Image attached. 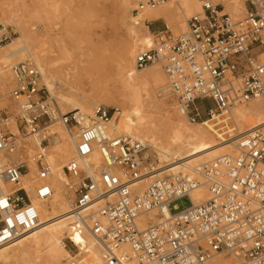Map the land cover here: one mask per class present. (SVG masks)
<instances>
[{
	"label": "built area",
	"instance_id": "1",
	"mask_svg": "<svg viewBox=\"0 0 264 264\" xmlns=\"http://www.w3.org/2000/svg\"><path fill=\"white\" fill-rule=\"evenodd\" d=\"M170 1L140 0L135 17ZM187 23L186 32L174 34L166 24L155 30L153 21L145 20L152 38L150 47L136 55L135 66L140 70L162 66L169 93L189 121L196 122L204 110L212 115L264 95V63L255 65L246 54L264 41V9L248 10L243 18L234 19L218 4L203 0L202 11ZM15 34L0 24V48ZM12 71L15 86L9 95L19 109L20 134L31 135L60 121L74 139L75 155L64 167L72 199L71 233L95 236L102 248L100 264H207L221 253L245 264H264V126L240 136L235 154L200 165L191 174L156 177L138 189V181L155 165L144 163L143 142L130 134L111 133L117 108L99 105L91 114L64 113L32 60L18 62ZM199 101L211 105L203 109ZM9 119L7 107L0 106L3 155L20 148L21 137L10 132ZM46 150L39 149L34 157L41 181L36 194L42 199L52 194ZM28 168L24 160L0 167V180L17 186L0 193V246L39 225V211L20 186ZM202 186L209 199L195 205L190 193ZM185 196L191 204L174 213L178 206L172 202ZM166 208L169 215L140 226L144 215ZM62 264L79 263L71 259Z\"/></svg>",
	"mask_w": 264,
	"mask_h": 264
},
{
	"label": "rangeland",
	"instance_id": "2",
	"mask_svg": "<svg viewBox=\"0 0 264 264\" xmlns=\"http://www.w3.org/2000/svg\"><path fill=\"white\" fill-rule=\"evenodd\" d=\"M139 1L140 0H135V3L131 6V8H129L128 10H123L119 5L120 0H0V24L12 28L13 31L16 33L14 38L19 36L20 29L23 28V26L27 27L30 33L32 34V38L29 40L28 43V47L31 50V53H27V52L17 53L14 56V58L11 60V62L5 67V69H3L2 71L0 70V95L2 96L0 101V106L7 107V111L9 112V118L10 120L13 119L11 125L9 126L10 130L14 133L15 136L19 137L20 135L21 137V140L19 142L20 148L10 154H7L8 157L6 161L7 162L12 161L14 163H17L19 161L24 160L29 167L25 173L28 174V172H30L31 177L33 176L32 181H34L35 187H38L41 181L38 180V176H37L38 169L36 168V170L33 171L30 168V166H31V159H33V157L36 156V153L38 152L39 149L38 147L33 148L34 143H30L28 148L27 149L25 148V150L22 148L24 144L28 145L29 140L32 139V136L30 135L23 136L22 134L19 133L16 127V124H19L20 122V119L18 118L19 109L17 107V104L13 100H11L9 95L10 91L15 86V78H14V73L12 71V67L18 62L23 60L30 59L35 64L38 63L40 65L41 68L40 70H42L44 73L43 75L44 84L47 90L52 94L59 109L60 110L62 109L61 110L62 112L66 113L72 110H76L75 108L71 107V105L66 106V103L63 100L68 99L70 101L73 100L75 101L77 99V96L74 95V92L70 91L69 84L78 87L79 84L81 83L84 84L86 92L88 93L89 96L91 95L90 98L92 97L91 100L94 102V105H91L89 109H83L82 112L83 111L91 112L96 106L99 105H103L108 108H117L118 112L121 113L119 122H117L118 119L117 117H115V123L117 124V127L119 126L118 128L119 129L121 128V130L123 131L131 132V134H133L134 136L150 144V146L145 151L149 152L148 161L151 162L154 161L155 163L154 162L153 163L156 167H160L161 164H164L165 162L162 161L160 163L159 159L157 158L159 152H156L154 150L155 148L152 147L154 146L152 145L153 143H150V141L144 139L143 135L135 133L134 131H132L131 128H129L128 123H132L131 116L129 115L130 106L128 104H124V105L121 104L124 103L125 91L120 81L121 73L119 70L120 68L119 60H120L121 51L123 50V48H128V45L134 46L135 49L134 57L131 58L130 60L132 71L135 76L143 75L147 71L152 69L159 70V73L161 75V80L159 81V83L154 85L149 92L144 91L143 93V99H144L143 104L145 105L143 114L152 115L154 117L169 116L168 118H171L175 121L180 119L181 116H184L185 117L184 121L187 125L194 127L199 131L200 130L204 131L202 128H199L200 127L199 125H203L206 131L211 134L210 137L214 141V143H218L220 145L232 146L233 144H235L233 139H235L237 135L240 136L233 122V119L230 116L221 115L217 117V119H210L209 118L210 115H208L207 111L204 110L201 112V117H199V119L196 122L189 121L187 116L181 113L180 110L177 108L174 99L170 95L168 89V80L160 64L150 65L147 68L141 70L136 68L134 58H136V55L141 50L150 47L149 40L152 38L151 33L153 31L152 30L151 32H148L145 26H143V22H144L143 20L146 18L145 12H143L142 15L141 14L139 15L138 19L140 20V24L136 25L134 23L133 17L136 15L135 8L137 7ZM191 1L196 2V0H191ZM200 1L203 4V0ZM210 1L213 4L217 3L219 6H221V8H224V11L230 14V16L234 19L243 18L248 10L261 11L264 9V0H241V2L247 8L245 11L235 14L232 13L233 11L231 12L232 10L231 7L234 5V0H210ZM179 2L181 1L172 0L163 5L164 6L168 5L174 10L176 9L179 10ZM196 10L197 9H194L193 10L194 13L193 12L192 13L196 14L195 12ZM199 11H201V8L199 9ZM192 13L179 10L176 13H170L168 16L156 14V20H160L163 22V24L169 25L170 26L169 29L174 34H180L188 30V28H186V22L192 16ZM12 15H14L17 22L21 24L20 26L19 25H17L18 27L15 26L17 22L12 21V19L9 18ZM150 21H154V20H150ZM153 27L156 26L154 25ZM44 29L47 31L52 30L54 36L57 37L60 40V42L63 43V45H65L63 53H60L58 51L55 43L53 45L48 42L45 45L44 44L40 45V43H38L36 34L39 31H41L40 37H47L44 36V31H43ZM142 39L145 40L147 39L148 44L142 43L140 44V46H137V44ZM89 41H93V43L95 44L93 51L92 50L85 51L86 48H84V46ZM50 50L53 51L50 52ZM263 51H264V41L259 42L258 44L248 48L246 54L254 64L258 65L264 63V56L262 54ZM89 53H93V56L95 58L94 61L95 63L92 66V69L89 70L91 71V74L90 75L87 73L81 74L80 68H81V64L83 63L82 60L84 59V55ZM29 57H32L33 59ZM41 58H43L47 64L55 68H63L66 70H70L69 79L65 78V76L62 77L61 74L55 72V77L53 78L52 84L50 85L47 84L48 81L46 76L47 72L45 70V67L43 66ZM91 81L95 83L97 88H99L98 89L99 92L94 93L91 91L92 89ZM263 97L264 95L258 98H254L250 101L243 102L241 103V105H249L255 100H259V99L262 100ZM199 104L202 106L203 109H207L211 105L208 101H199ZM215 112L218 113L219 111H215ZM10 120L8 121V123H10ZM61 123L55 121L53 125L55 129L59 130V134H60L59 140L53 143L51 137H49L48 134L44 135L46 136L45 137L46 141L44 142L43 146L47 147L46 156H48V159L51 162L49 163L51 165H53L54 162L53 161L54 158L53 156H55L54 147L57 145H63V143H65V137L68 135L66 127L64 126L63 123H62L63 125ZM120 124L122 125L120 126ZM114 131L115 133L112 132V134L114 133V135H118L120 134L119 132H121V131H116V129ZM247 131L248 130H245L242 134L246 133ZM229 138L231 139L230 143L226 142V140ZM69 147H71V145H69ZM30 153H32L31 158H29V155H31ZM228 153L233 154L234 147L231 148L230 151L228 149ZM74 155L75 152L69 155V157L61 156L60 158L56 157V159L58 162H61L60 165L63 168L64 164H66L68 160H71L74 157ZM49 156L51 158H49ZM208 158L210 157H205L201 159L200 164H202L203 162H209L213 160L211 158L210 159ZM28 176L30 177V175ZM155 176H163V174L162 173L155 174ZM65 179H66L65 183L63 184H65V191L68 194V190L66 186V183L68 181L67 176H65ZM50 180L51 179H49V182H51ZM148 183H146V186ZM6 186L9 192H12L17 188V186H15L12 183L10 184L7 183ZM136 188L140 189L138 185H136ZM33 193L34 196L37 198L35 193V188ZM207 193L209 194L208 190ZM22 195L25 198L29 197L31 199V195L26 191H23ZM190 204L191 201L189 197L185 196L182 198H178L172 202V205L178 206V210H173V212L176 213L177 211H181L187 208ZM98 206L95 207L94 209L96 210ZM156 212L159 211L156 210ZM70 223H69V227H70ZM70 233H71V229L69 228L63 232L62 235L63 244H61L60 246L62 257L59 261H57L56 259V263L62 262L63 260L74 259L79 264H85L86 254H84L85 253L84 251L81 250L79 251L78 248L79 245L76 246V244L72 241L69 235ZM93 239L95 240V238ZM95 242L97 241L95 240ZM100 250H102V248ZM218 255H221L225 259H229L233 261L235 264H244L242 261H240L239 259L235 258L230 254L221 253V254H216L214 257H217ZM71 256H74L75 258H71ZM42 258L43 256L41 257V259ZM31 260L32 259L26 261L24 264H39L34 262V260L32 261ZM210 262L211 260L208 262V264H210ZM100 263L101 260H99V264Z\"/></svg>",
	"mask_w": 264,
	"mask_h": 264
},
{
	"label": "bare ground",
	"instance_id": "3",
	"mask_svg": "<svg viewBox=\"0 0 264 264\" xmlns=\"http://www.w3.org/2000/svg\"><path fill=\"white\" fill-rule=\"evenodd\" d=\"M180 1L181 2H179V10L181 11L192 13L194 9H197L195 12L198 13L197 11H199L200 8L202 11V2L200 0H196V2H193L191 0H180ZM134 3L135 0H120L119 5L123 10H128L129 8H131V6ZM246 8L247 7H245V5L241 2V0H234V5L231 7L232 10L231 9L230 10L231 12L233 11L232 13L237 14L239 12L245 11ZM179 10L178 9L174 10L168 5L167 6L161 5L157 9H147L144 11L146 13L145 14L146 18L143 21L147 19L156 20V14L168 16L170 13H176ZM9 18L12 19V21L17 22L14 15L10 16ZM133 18L134 21L139 20L138 19L139 15L138 17L134 16ZM17 25L20 26L21 24L17 22L15 26ZM143 26H145L148 32H151V30L146 26V24H144V22H143ZM168 27L170 26L168 25ZM186 28H188L187 22H186ZM43 31H44V36L47 37H40L41 31H39L36 34L38 43H40V45L41 44L45 45L47 42L51 43L52 45L55 43L58 51L60 53H63L65 45H63V43L60 42V40L54 36L52 30L47 31L44 29ZM31 38H32V34L30 33L29 29L23 26V28L20 29L19 36L13 38L11 41L4 44L0 48L1 71L5 69V67L11 62V60L14 58V56L17 53L19 52L31 53V50L28 47V43ZM140 42L137 44V46H140V44L142 43L148 44L147 39L146 40L142 39L140 40ZM94 46L95 44L93 43V41H89L84 46V48H86L85 51L86 50L93 51ZM51 51L53 50H50V52ZM134 54H135L134 46H129V45L128 48H123L120 54V60H119V64H120L119 70L121 73L120 81L125 91L124 103L121 104L123 105L128 104L130 106L129 115L131 116L132 123H128L129 128H131L132 131H134L135 133L143 135L144 139L150 141V143H153L152 145L154 146L152 147L155 148L153 149L156 152H159L157 158L159 159L160 163L162 161L165 162L164 164H161L160 167L154 166L153 170L150 173L144 175L142 179L138 181L136 185H138L140 189L144 188L146 186V183L153 180L154 178L161 177V176H155V174L162 173L164 176V175L176 174V173H188V172L193 173L200 165L207 163V162H203L202 164H200L201 159L205 157H210L211 159L214 160L218 157H222L227 154L232 155L228 153V149L230 151L231 148L233 147H234L233 154H235L236 153L235 146L237 140L240 136L243 135L242 133L245 130H248L247 132H249L250 130L256 127L264 126V97L262 98V100L259 99L253 102L251 101L252 103H250L249 105H241L240 103V104H235L229 110H223L218 113L213 111L212 115L209 116L210 119H217V117L221 115H225V116H230L233 119V122L240 136L237 135L238 137L236 136V138L233 139L235 144H233L232 146L220 145L218 143H214V141L210 137L211 134L206 131L203 125H199L200 126L199 128H202L204 131L201 130L199 131L198 129L187 125L184 121L185 120L184 116H181L180 119L175 121L171 118H168L169 117L168 115H166L168 117H164V116L154 117L152 115L143 114V110L145 106L143 104V100H144L143 93L144 91L149 92L154 85L159 83V81L161 80V75L159 73V70L152 69L147 71L143 75L135 76L130 64V60L131 58L134 57ZM262 54L264 56V51ZM29 58L33 59L32 57ZM41 59L43 66L45 67V70L47 72L46 74L48 80L47 84L49 85L52 84L53 78L55 77V72H58L59 74L62 75V77L65 76V78L69 79L70 70H66L63 68H55L47 64L43 58ZM94 61L95 58L93 56V53L84 55V59L82 60L83 63L81 64V68H80L81 74L87 73L90 75L91 71L89 70L92 69V66L95 63ZM36 65H38L39 69H41L38 63ZM91 85H92V89H91L92 92L94 93L99 92L98 90L99 88L96 87L94 82L91 81ZM69 89L70 91L74 92V95L77 96V99L75 101L74 100L70 101L68 99L63 100L66 103V106L71 105V107L75 108L76 110L82 111L83 109H89L91 105H94V102L91 100L92 97L90 98L91 95L89 96L88 93L86 92L84 84L81 83L79 84L78 87L69 84ZM92 111L91 112L83 111V112L87 114H91ZM120 116L121 113L119 112H116L114 114L113 116L114 121L112 122L113 131H111V133L112 132L115 133L114 130L116 129V131H121L119 133L130 134L135 139H138L141 142H143L146 148H148L150 144L134 136L133 134H131V132L123 131L121 130V128L120 129L118 128L119 126L117 127V124L115 123V117H117L118 119L117 122H119ZM12 120L13 119H11L10 123H8L9 130H10L9 126L11 125ZM58 122L61 123L60 121ZM53 125L54 123L40 132L31 134L30 136H32V139L29 140L28 145L24 144L22 148L25 150V148L26 149L28 148L30 143H34L33 148L38 147V149H43L44 146L42 145V141L46 137L44 136L45 134L46 135L48 134L51 137L53 143L59 140L60 139L59 130L55 129ZM121 125L122 124H120V126ZM16 127L19 131L17 124ZM10 132L14 135V133L11 130ZM230 140L231 139L229 138L226 140V142L230 143L231 142ZM69 145H71V147H69ZM54 149H55V153L54 152L53 153L55 154V156H53L54 157L53 165L50 164L51 162L48 159V156H46L48 163L50 162L49 165L51 169V173L48 178V182L49 179H51L50 180L51 182H49L52 189V194H51L52 197L50 196L51 199L50 197L47 199H42L38 197L37 194H36L37 198L34 196L33 193L34 188H35V193L37 192V190L34 181H32L33 176L31 177L30 172H28V174L24 173L22 177V182L20 184L21 188L31 195L30 200L39 211V225L34 229L22 234L14 242L0 246V264H24L26 261L30 259L34 260V262L39 264H55L56 259L57 261H59L62 257L61 247H60L61 244H63L62 235L66 229L68 228L71 229L69 227V223L73 219L71 215L72 200L65 191V184H63L65 183L66 180L65 179L66 173L64 170V166L69 162V160L66 164H64L62 168V166L60 165L61 162H58L56 157L57 158L58 157L60 158L61 156L69 157V155L75 152L73 137L68 133V135L65 137V143H63V145L55 146ZM32 153H30L31 155H29V158L32 157ZM7 157H8L7 155H3L0 153V167H3L8 163H14L12 161L7 162L6 161ZM49 158L51 157L49 156ZM148 158H149V152L146 151L143 157L145 164H149L151 162L148 161ZM94 162L96 164L101 162L99 156L95 157ZM30 168L33 171H35L37 168L34 157L33 159H31ZM28 175H30V177ZM6 184H7L6 182L0 180V193L9 192ZM190 196L195 205L209 199V194L207 193V188L205 186L194 189L193 191H191ZM98 205L99 203H96L92 206V208H95ZM169 213L170 210L168 208L164 209L163 213L152 211L141 218L140 226L145 227L150 225L151 223H155L161 220L164 216L169 215ZM89 233L91 232L85 231L78 234L70 233L69 235L72 241L76 244V246L79 245L78 246L79 251L81 250L85 252L84 253L86 254L85 264H99V260H101L102 258V252H101L102 250H100L101 245L96 240L95 236L92 233H91L92 235ZM93 238H95L97 242H95ZM42 256L43 258L41 259ZM71 258H75V257L71 256ZM210 260H211L210 264H235L233 261L229 259H225L221 255H218L217 257H213ZM64 261L66 260H63L62 262H57L56 264H62Z\"/></svg>",
	"mask_w": 264,
	"mask_h": 264
},
{
	"label": "crops",
	"instance_id": "4",
	"mask_svg": "<svg viewBox=\"0 0 264 264\" xmlns=\"http://www.w3.org/2000/svg\"><path fill=\"white\" fill-rule=\"evenodd\" d=\"M154 25L156 26V27H153V29H155V30H160V29H162L163 26H164L163 22L160 21V20H154V21H153V26H154Z\"/></svg>",
	"mask_w": 264,
	"mask_h": 264
}]
</instances>
